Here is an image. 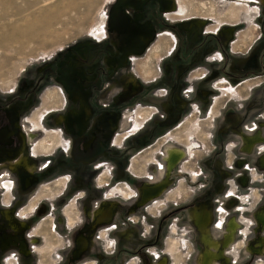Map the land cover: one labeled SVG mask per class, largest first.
<instances>
[{"label": "rangeland", "instance_id": "1", "mask_svg": "<svg viewBox=\"0 0 264 264\" xmlns=\"http://www.w3.org/2000/svg\"><path fill=\"white\" fill-rule=\"evenodd\" d=\"M170 1L176 13L180 7L184 9L180 16L168 12L162 0L143 2L154 4L152 15L159 18L160 30L156 31L160 32L146 54L128 58L124 75L118 77L110 72L101 76L100 72L108 54L107 20L113 0H0V101L12 99L11 105L4 103L3 111L11 106L7 112L14 115L18 111L24 117L40 112L42 117L61 108L63 114H69L76 103L64 88L71 85L67 69L76 64L85 71L92 70L90 81L80 80L83 90L93 88L90 100L97 106L92 116L99 129L84 162L76 157L89 139L93 140L90 133L81 135L89 119L80 123L76 137L62 130L66 151L59 148L50 158L45 156L43 159L51 164L35 174L30 186L23 184L25 174L9 176L13 183L11 210L18 211L33 195L39 197L36 205L43 197L52 200L62 192L55 199L59 203L57 211L65 207L68 226H76L67 232L60 224L53 231L47 212L30 220L29 229L13 231L0 213V236L4 231L17 234L29 253L23 257L10 246L0 250V264L9 259L14 264H152L164 259L165 264H200L205 245L192 222V213L201 204L211 214L208 229L214 240L224 239L228 223L235 221L239 226L225 249V260L213 264H264V245L258 253L252 251L264 241V222L257 220L258 214H264V67L259 64V57L264 60V5L261 0ZM197 21H201V28L196 27ZM189 28L204 34L203 39L194 38ZM224 29L232 31L228 40L222 35ZM211 37L217 47L204 56L206 62L200 64L203 66L191 64L202 43ZM251 44L263 48L262 53L254 49L248 58L233 53L244 52ZM95 53L100 55L95 57ZM132 57H137L134 67L130 64ZM61 64L66 68L60 73L62 83L58 74ZM153 77L156 81L149 84ZM113 81L118 82V89L113 91L127 96L121 113L128 112L133 118L150 114L135 137L123 139L119 122L113 136L102 132L98 118L114 109L106 103L112 94L115 96L108 92V83ZM127 83L145 90L131 92ZM158 90L166 94L150 106L149 92ZM79 97L75 99L78 106L83 101ZM44 98L50 103L43 107ZM54 100L58 104H53ZM53 114L47 116L45 125L40 120L44 130L37 145H51L44 152L39 150L40 154L57 148L49 137L60 129ZM27 128L32 132L31 125ZM245 136L262 138L248 148ZM170 147L183 149L186 158L170 170V186L164 195L137 208L140 185L161 180L163 166L168 167L164 154ZM64 176V187L54 186V181ZM78 194L81 196L76 200ZM5 198L0 196V209ZM106 203H115L113 220L105 228L91 230L89 212ZM26 207L19 210V215ZM12 218L15 223L20 219L15 214ZM80 234L87 237L89 249L70 262L67 259L74 239Z\"/></svg>", "mask_w": 264, "mask_h": 264}, {"label": "flooded vegetation", "instance_id": "2", "mask_svg": "<svg viewBox=\"0 0 264 264\" xmlns=\"http://www.w3.org/2000/svg\"><path fill=\"white\" fill-rule=\"evenodd\" d=\"M162 1H163L164 8H167L168 12H171L172 15L178 16L177 14H179V12L176 14L175 12L176 9H174V5L172 4L170 0H162ZM261 1H262L261 3L264 5L263 0ZM179 11H180V8H179ZM113 20H114V16L112 14L109 19L110 23ZM199 23H201V21H197L196 26L202 27V25H199ZM222 35L224 36L225 39L228 40L232 36V31L230 29H224L222 32ZM153 48L150 51L151 53L155 51V47ZM156 92L157 91H155V93ZM204 92L208 94L206 90H204ZM155 93L153 94L157 97L163 96V95H158V94L156 95ZM165 94H166V91L164 95ZM11 101L12 99L10 98H7V99L5 98L3 101H0V193L2 196H6L5 198L6 200L2 202V208L0 209V213L1 215L5 217L6 221H9V225H10L9 229L13 231L18 230L19 228L26 229V227L27 229H29L28 225H29L30 220H33L37 216L44 215L48 212V217L51 219V222H52L53 231H55L56 225L59 226L61 224L62 227H64V229L67 232H71L72 229L76 226V224L72 227L68 226V220L64 212L65 207H62V208L60 207L61 209L57 211L58 210L57 205L59 203H56L55 199L59 198L62 192L60 193V195H58L52 200L46 197H43L37 202L36 205H35V201L39 197L38 195H35V196L33 195L34 197L32 196L31 198H29L26 204L22 206V207H25V206L27 207L25 208V210L21 211L20 215H19V210L22 207H20L18 211H15V209L11 210L9 207L11 205V200L13 199V197L11 196L13 183L8 179L10 175H13L14 173L19 174V175L25 174L26 176L23 179V184L28 187L33 183L32 181L36 180V178H34L35 174L37 172L39 173L45 170L51 164L50 160L48 161L44 160L45 156H48L50 158V156H53L56 150L59 148L63 151L64 150L66 151V149L64 148V144H62L63 142L62 137H64L63 132L62 130H59L56 132V135L50 134L49 136L55 140L57 144L56 145L57 148L54 149L51 153H47L46 155L40 154L39 150L40 152H44L46 148L51 146L47 143L46 144L41 143L37 145L38 144L37 142L39 141V139L42 138L40 136L43 135V133L40 132L43 129V126L40 124V120L43 119V116L40 117L39 115L40 112L35 113L34 115L31 112L28 116L24 117L23 113L19 111L14 116L11 112L10 113L7 112L11 106H9V108H6L8 110L3 111V109H5L3 108L4 103L5 104L8 103L9 105H11L10 104ZM49 103L50 102L47 98L43 99V107L48 105ZM52 103L58 104V100L56 101L54 100ZM32 115H33V118H31ZM129 116L130 114L126 112L124 118H128ZM122 117H123V113H122ZM60 119L63 120L61 117ZM32 122L34 124V127H32L33 126L31 124ZM26 125L27 126L31 125V128H33L32 132H30V130L27 128ZM44 125H45V121H44ZM60 131H61V135H60ZM258 138L261 139L262 137H258ZM258 138H255V137L251 138V137L245 136L244 141H246L247 147L249 148L252 144H254L255 139H258ZM95 139L96 138H93V140L89 139L90 142L86 143L87 146L85 147V150L82 149V152L79 153L78 157H76V153H75V157L78 158V161L80 160L79 158H81V160H83L84 162L83 158L86 157V154L90 153L91 151L90 149L92 148L91 144H94ZM67 145L68 144L66 143V146ZM90 145L91 147H89ZM117 146H120V144L118 143ZM70 147L71 146L69 144V150H70ZM35 153L36 154L39 153V154L34 155ZM99 154L100 152L96 153L95 156ZM164 157L166 159V162H168V167L166 165L163 166L164 173L166 175L163 173L161 180L157 182L145 183L144 185H140L141 187L139 189V195L136 201L137 208L145 207L147 206V204L155 201L156 199L164 195V193L167 191L168 187L170 186V176H169L170 170L175 165H177L183 158L184 159L186 158V153L183 149L170 147L166 149ZM262 163L264 164V159L262 160ZM105 164L106 163H102L101 166H105ZM31 167L33 168L34 171L31 170ZM57 179L56 181H54V186L61 185L63 188L65 182L67 181V177L64 176L60 180L59 179L57 180ZM68 180H69V176H68ZM58 181L61 184L57 183ZM9 196H11V198L9 199V202H8L7 199L9 198ZM80 196L81 194H78L75 199L77 200L78 197ZM49 198H51V196H49ZM114 211H115V203H106L104 206H99L96 209L90 211L89 214L91 218V223H90L91 230L97 229L98 227L105 228L107 227V225H110L111 221L113 220L112 218L114 217L113 215L115 214ZM56 212L59 215H57ZM14 214L20 218L17 223L13 222L12 215ZM24 214H27V215L23 216ZM70 214H71V211H70ZM45 217L47 218V216H44V219H42L43 221H45L46 219ZM257 220L263 223L264 214L263 213L258 214ZM210 221H211V214L208 210V207H206L204 204L196 206L193 209L192 222L200 231V237L202 239V243L205 245L204 252L201 254V259L199 262L200 264H213L214 262H217V260H220V259L225 260L226 258L225 249L230 246L231 242H233L235 232L239 229V226L237 225L235 221L228 223L227 231L224 236V239L220 241H216L209 234L208 228L210 226ZM41 227L42 225L40 226V228ZM217 227L220 228L222 226H217ZM34 229H32V231ZM102 230H106V229H102ZM28 240L30 241L29 238ZM31 240L32 242H35V239H31ZM221 245H223V247ZM263 245H264V241L261 240L260 246H259L260 248L259 249L253 248L252 251L255 253H258L261 250ZM10 246H15L23 254L22 255L23 257L24 255L26 256L29 254L27 244L21 238H19L17 234H13V233L8 234L7 232L4 231L3 235L0 236V250H4L6 248H9ZM89 247H90V242H89ZM87 248H88L87 237L83 234L77 235L74 239V248L71 250L70 255L67 260L70 262H73L76 259H79L85 253ZM7 262L8 263L6 264H14V261L12 259H9ZM223 263L226 264L225 261ZM86 264H93V262H89ZM152 264H165V259L161 263L156 262Z\"/></svg>", "mask_w": 264, "mask_h": 264}, {"label": "crops", "instance_id": "3", "mask_svg": "<svg viewBox=\"0 0 264 264\" xmlns=\"http://www.w3.org/2000/svg\"><path fill=\"white\" fill-rule=\"evenodd\" d=\"M145 1H143V2H145ZM143 2H142V0H113V3L111 4V6L109 8L108 13H109V17H110V15L113 14L114 20L111 21V23H110L109 19L107 20L108 29L110 32L109 33V39H108L109 45H108V54L105 57V59L103 60L104 65H102V68H101L102 70H100L101 76H102V74H104L106 72L107 73L110 72V75L115 74V76H118V77L121 76L122 73L124 75V72H125L124 67H126L127 63H129L128 58L130 56L141 57L144 54H146L149 46L151 45L152 41L155 38L156 33L160 32V31H158V32L156 31V29L160 30L159 18L157 19L156 15H154L155 17H153V15H152V14H154V11L152 8V6L154 4L153 3L149 4L148 2L143 3ZM151 17H152V19L150 20ZM197 28H201V27L199 26ZM189 30H190V33L194 35V38L200 37L198 39V41H201L203 39L202 35H204V34L201 35L199 31L191 30L190 28H189ZM105 39H106V35H105V38L100 42H103ZM205 40L206 41L202 43L203 47L200 49L199 53L196 54L194 59L190 60L191 64H198V66H203L200 64L206 62L204 56H206L207 54H211L210 52L215 47H217L215 45V43H214L215 41L212 37L207 38ZM245 49H244L245 50L244 52H239V51L238 52L232 51V52L234 54L235 53H241L240 55H243L246 58H248L249 53L253 52L254 49L260 50L262 53L263 48L261 49L259 45L254 48L253 44H251ZM99 55H100L99 53H98V55L95 53V57L96 56L98 57ZM209 63L211 64L210 61H209ZM259 64H260V66L264 67V60L262 59V57H259ZM64 70H66L64 65H62V64L59 65V69H58L59 81H60V73ZM67 71L70 73L71 80L73 78H75V81L70 80V84H71L70 87L64 88V85H63V88L67 93H69L71 95V97H73L72 101L74 104L76 103L75 104L76 108H73L69 114H63L60 111L61 108L55 109V110H50V111L45 113L42 120L45 121L47 116L49 114H51V112H54L55 114H53V119L55 122H58L57 127L60 128L59 130H63V132H65L66 135H71V134L74 135V134H76V129L77 130L79 129L78 126L80 125V123L82 121H87L89 119L90 122H86V127H85L86 131H81L83 129L80 130L81 135L84 136L87 133H90L93 138H96V136H99L98 132H97V131H99V129L96 130V128L98 127L97 120H95L94 117L92 116L94 106L96 105V103L92 104V101L90 100L92 92H93V88H89L86 90L84 89L85 90L84 91L83 87H82V84H84V83H81L82 79H86L85 81H82L85 83L90 81L89 80V78H90L89 73L92 70L89 71V69L86 68V71H85L81 67L78 68V66L75 64V65H70V67L67 69ZM84 74L86 75L85 78H83ZM129 75H131V74H128L127 76H129ZM156 79H157L156 77H153L148 83L150 84V83L156 81ZM198 79H201V76H199V78H197V80ZM117 84H118V82L116 83L114 81L111 83H108V86H109L108 92L114 93L115 96L113 97L112 96L113 94H112L110 96V99H108V102H106V103L110 107L112 106L114 109H112L111 111H106V113L104 115L99 117L98 118L100 121L99 124H101L102 132L106 136H113L116 133L115 123L119 122L120 126L124 130V132L122 133V135H125L123 137V139H125L128 136L135 137L142 131L144 124L147 122V120L150 117V114L148 117H147V115H146V117H141L140 116L141 114L138 116H135V118L130 116L128 118V120L126 121V124L124 126L125 118H124V116L122 117L121 112H122V110H124L123 106L127 102V100H126L127 96L121 97V96L117 95V92L113 91V90L118 89ZM149 86H151V85H149ZM127 87H130L129 88L130 91L131 92L135 91V93L137 92L136 89H138L139 92H141L142 90L144 92V90H145L144 88H141L140 85L135 86V85H132L130 83H127ZM148 88H146V89H148ZM74 94L76 95L75 97L73 96ZM79 96H81L83 101L80 102V105L78 106V100H75V99L80 98ZM156 99H157V96H155L154 94L149 92V97H148L149 103L148 104H150V106H152L153 102ZM81 105H85L86 109H83ZM57 110H59V111L56 112ZM13 115H14V113H13ZM60 117L63 119L62 122H60ZM138 122L141 123V126H134V128H133V125L134 124L137 125ZM63 123H64V125H63ZM117 136H120V134H118ZM74 137H76V136H74ZM120 146H121V144H120ZM91 154H93V152H91ZM44 155H46V154L44 153ZM86 157H88L87 154H86Z\"/></svg>", "mask_w": 264, "mask_h": 264}, {"label": "built area", "instance_id": "4", "mask_svg": "<svg viewBox=\"0 0 264 264\" xmlns=\"http://www.w3.org/2000/svg\"><path fill=\"white\" fill-rule=\"evenodd\" d=\"M136 58H137V57H132V58H130V64H131L132 67L134 66V63H135V61H136ZM132 70H133V68H132ZM164 93H165L164 90H158L155 94H156V95H157V94H159V95H164Z\"/></svg>", "mask_w": 264, "mask_h": 264}, {"label": "bare ground", "instance_id": "5", "mask_svg": "<svg viewBox=\"0 0 264 264\" xmlns=\"http://www.w3.org/2000/svg\"><path fill=\"white\" fill-rule=\"evenodd\" d=\"M10 2H12V0H10ZM263 2H264V0H263ZM182 11H184V9H183L182 7H180L179 14H177V13H176V14H177V15H180ZM101 39H102V38H101ZM101 39H98V40H101ZM209 60H210V59H209ZM124 114H125V112L123 113V115H124Z\"/></svg>", "mask_w": 264, "mask_h": 264}, {"label": "trees", "instance_id": "6", "mask_svg": "<svg viewBox=\"0 0 264 264\" xmlns=\"http://www.w3.org/2000/svg\"><path fill=\"white\" fill-rule=\"evenodd\" d=\"M201 45V44H200Z\"/></svg>", "mask_w": 264, "mask_h": 264}]
</instances>
